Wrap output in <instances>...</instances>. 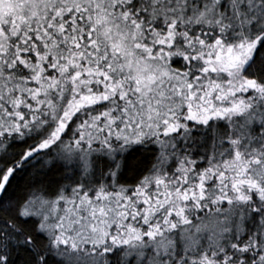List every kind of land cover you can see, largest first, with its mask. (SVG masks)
<instances>
[{
  "label": "snow or ice",
  "instance_id": "obj_1",
  "mask_svg": "<svg viewBox=\"0 0 264 264\" xmlns=\"http://www.w3.org/2000/svg\"><path fill=\"white\" fill-rule=\"evenodd\" d=\"M0 264H264V0H0Z\"/></svg>",
  "mask_w": 264,
  "mask_h": 264
}]
</instances>
